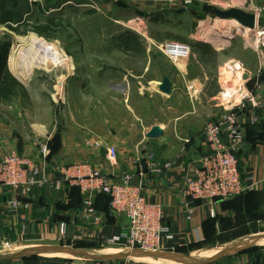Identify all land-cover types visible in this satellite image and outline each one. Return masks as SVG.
<instances>
[{"label":"crops","instance_id":"0c3cea01","mask_svg":"<svg viewBox=\"0 0 264 264\" xmlns=\"http://www.w3.org/2000/svg\"><path fill=\"white\" fill-rule=\"evenodd\" d=\"M158 1L172 3L169 11H175L173 5L178 3L181 18L190 8L184 4L185 0ZM201 2L228 3L223 10L233 7L247 10L248 0H192L191 4ZM256 17L257 25L252 29L229 19L235 24L232 29L236 35L222 34L224 39L217 37L220 31L215 26L208 33L206 28L199 27L197 35L202 38L196 39L212 47V56H203L199 46H192V56L178 59L161 52L166 63L161 65L160 54L155 51L159 50V44L155 41L123 46L121 50L130 60L113 59L110 68L102 67L97 73L100 76L97 87L102 84L101 88L106 89L98 96L94 139L89 141L86 134H80L77 139L63 140L53 158L56 162L49 158L51 177L57 175L53 171L55 166L85 162L109 176L132 174L133 183L141 185L147 199L161 206L167 231L160 241V255H132L134 252L128 247L104 243L107 237L121 234L128 223L125 216L111 212L106 195L94 196L95 207L103 218L102 224L94 227L81 216L84 197L81 191L72 190L68 184L60 190L45 185L35 187L18 211L6 204L12 193L0 194V247L4 248L0 250L4 253L0 254V264H130L124 261L125 257L146 264H264V248L252 247V241L264 237V44L255 47L252 61L245 59L244 54L233 56L227 50L244 32L254 30L263 38V15L262 24L259 15ZM232 62L240 63L242 69L228 72L227 66ZM165 78L171 83L169 91L162 87ZM242 82L259 101L255 108L247 103L250 108L242 117L245 146L239 154L241 174L257 180L256 189L219 202L215 216L211 215L209 205L200 200L190 211L183 192L184 177L208 152L205 124L239 102V93L230 95L225 90L239 87ZM253 116L258 121L254 122ZM76 125L77 130L86 131V124ZM7 145L15 147L14 142ZM112 146L117 151L115 160L109 158ZM36 148L35 152L33 147L19 152L38 161ZM148 154L159 163L173 165L163 173L145 170ZM62 223L67 226L65 234L61 233ZM199 231L204 241H196ZM60 242L67 245L59 247ZM7 249L10 251L6 252ZM55 252L64 255L50 254ZM202 252L208 255L201 256Z\"/></svg>","mask_w":264,"mask_h":264},{"label":"rangeland","instance_id":"374dc122","mask_svg":"<svg viewBox=\"0 0 264 264\" xmlns=\"http://www.w3.org/2000/svg\"><path fill=\"white\" fill-rule=\"evenodd\" d=\"M171 4H161L158 0H0V54L4 44H9L3 70H8L24 88L16 97L0 100V141L14 142L21 152L27 147H33L35 152L36 146L38 155L41 147L47 144L48 157L56 162L55 156L63 140L77 139L80 134H86L89 141L94 139L98 96L106 89L101 88L102 84L97 87L100 80L97 73L102 67L110 68L113 59L130 60L121 50L129 38L134 35L138 38L136 42L129 40L132 47L135 43L155 41L157 44L180 42L192 49V44L198 42L196 38H202L197 35L199 27L206 28L208 33L215 26L220 31L217 35L220 39H224L222 34L236 35L232 33L233 21L211 12L214 8L225 9L228 3L189 4L188 13L182 18L178 3L173 5L177 8L175 11L167 10ZM245 7L249 12L260 13L258 20L262 24L264 0H248ZM50 20L55 24L47 35L34 31V26L47 25ZM29 34L51 43L65 58L64 64L49 70L36 68L29 79L17 75L11 68V54L18 47L17 37ZM243 34L227 50L233 56L244 54L245 59L255 60L254 49L260 45L258 33L253 30ZM204 38L216 42L209 35ZM261 39L263 42L264 35ZM155 51L160 54L161 65L166 64L164 53L157 48ZM136 53L141 54V51ZM77 123L86 124V131L77 130L74 127ZM252 243V247L264 248L259 239ZM59 245L64 247L67 243Z\"/></svg>","mask_w":264,"mask_h":264},{"label":"built area","instance_id":"2783aa9c","mask_svg":"<svg viewBox=\"0 0 264 264\" xmlns=\"http://www.w3.org/2000/svg\"><path fill=\"white\" fill-rule=\"evenodd\" d=\"M172 2L176 0H170ZM192 0H185L189 5ZM256 16L260 13H255ZM233 34L235 32H232ZM231 36V35H230ZM260 43L262 39L258 40ZM166 56L178 59L189 55V45L180 42H169L158 45ZM240 63L228 64L227 71L239 72ZM245 83L239 87L225 90L228 94L239 93L237 104L226 109L217 119L208 120L204 128V138L208 146L205 153L196 163L192 172L184 177L183 192L186 204L192 211L196 201L206 202L212 216H215V206L224 200L254 191L258 181L253 177L244 178L239 168V154L245 146L244 123L242 117L251 107L259 106V101L252 90ZM247 103H250V107ZM254 122L258 121L253 116ZM38 161L19 152L16 147L0 141V194L12 193L13 197L6 198L7 206L18 211L25 206L24 198L29 197L35 187L49 185L56 190L62 189L65 184L69 187L77 186L83 194L81 216L89 224L99 227L102 224V215L94 203L97 193L110 196V209L114 215H123L127 218L125 230L119 234L107 237L105 244L128 247L133 252L158 253L162 250L160 243L162 235L167 231L163 225L161 206L147 199L142 192L141 185L133 183V175L126 173L120 177L109 176L94 168L89 163H78L68 167H53L55 177L49 175V148L45 144L41 147ZM115 147L109 148V158L115 160ZM172 162L159 163L152 154H148L143 169H150L163 173ZM67 232L66 223L61 224V233ZM204 240L202 231L198 232L197 242ZM124 261L130 264H146L125 257Z\"/></svg>","mask_w":264,"mask_h":264},{"label":"bare ground","instance_id":"6f19581e","mask_svg":"<svg viewBox=\"0 0 264 264\" xmlns=\"http://www.w3.org/2000/svg\"><path fill=\"white\" fill-rule=\"evenodd\" d=\"M17 40L18 47L11 54V68L22 79H29L36 68L49 70L52 66L56 67L64 64V62L62 63V61H65L63 55L56 52L51 43L38 35L18 36ZM63 88L64 84L61 85V91H63ZM259 241L264 243V237H261ZM53 254L64 255V253L59 252ZM200 255L207 256L208 254L202 252Z\"/></svg>","mask_w":264,"mask_h":264},{"label":"trees","instance_id":"16d2710c","mask_svg":"<svg viewBox=\"0 0 264 264\" xmlns=\"http://www.w3.org/2000/svg\"><path fill=\"white\" fill-rule=\"evenodd\" d=\"M52 1V0H47ZM55 22L54 20H50L49 24L47 25H37L34 26L33 29L35 32H37L40 35H47V33L51 30L52 26H54ZM12 29H15L12 27ZM130 34V33H129ZM138 38L134 35L133 38H129L127 40L126 46H129L131 43H129V40H134L136 42ZM193 47H198L201 49V54L203 56H212V47L207 43H201V42H194L192 44ZM9 48V44H4L1 54H0V100H10L13 97H16L19 93L24 91L23 85L21 82L17 80L8 70H3L4 61L6 58V54ZM50 158V157H49ZM72 190L80 191L77 186H72ZM254 191H250L235 197L244 196L247 194H250ZM104 194V193H101ZM109 198L110 203V196L107 194H104ZM82 201V199H81ZM81 204V203H80ZM204 241V240H203Z\"/></svg>","mask_w":264,"mask_h":264},{"label":"water","instance_id":"95a60500","mask_svg":"<svg viewBox=\"0 0 264 264\" xmlns=\"http://www.w3.org/2000/svg\"><path fill=\"white\" fill-rule=\"evenodd\" d=\"M211 12L217 14L219 18L222 19H235L239 21L244 27L247 28H255L257 25V17L255 13L249 12L245 9L233 7L229 10H221L214 8L211 10ZM163 89L166 91H169L171 88V83L168 78H165L163 81ZM134 252V251H133ZM132 253V252H131ZM161 252L158 253H140V252H134L132 255L136 254H151V255H160Z\"/></svg>","mask_w":264,"mask_h":264}]
</instances>
